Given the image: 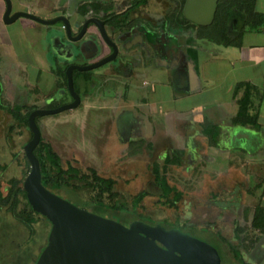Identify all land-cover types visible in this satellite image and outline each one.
<instances>
[{
  "label": "rangeland",
  "instance_id": "374dc122",
  "mask_svg": "<svg viewBox=\"0 0 264 264\" xmlns=\"http://www.w3.org/2000/svg\"><path fill=\"white\" fill-rule=\"evenodd\" d=\"M10 1L11 13L21 8L19 0ZM45 1V7L48 10H40L41 15L51 16L60 10L56 5L57 0ZM260 1L258 8L264 7V0ZM28 2H34V0ZM40 3L43 4L42 1ZM32 6L30 4L28 8L32 9ZM4 8L5 1L0 0V12ZM36 11L38 12V10ZM29 22L30 20L25 17H19L9 24H5L3 20L0 22V28H3L5 24L4 27L7 28L12 42L8 44L7 50V56L12 61L11 71L16 72L17 67L19 68L18 76L21 77V80H18V83L20 82L28 89V92L13 91V89L12 93L9 88L10 98L6 100L10 103L40 106L43 97L53 95L56 100L69 101V92L66 89L58 90L56 88L57 81L55 82L53 76L46 71L45 63L40 67L41 63L47 59V54L44 53V47L40 44L38 35L40 30L37 27H40V25L33 23L31 26H26L25 24ZM6 37L0 40L8 42L9 37ZM22 53H25L27 57L21 58L19 55ZM51 55L52 51H48V56ZM59 58L61 61L63 60V58ZM61 64L63 65V63ZM211 65L213 66V63ZM36 71H38L37 76H35ZM157 71L162 75L158 73V78L154 77L153 74L146 76L147 85L144 86V89L149 87L150 90H153L159 85L154 83V80L160 81L161 79L163 82L159 88L161 92L166 93V95L163 94L165 95L164 108H170V106L172 108L173 103L170 100L169 93L176 91L175 86L170 84L169 77L165 78L162 69ZM90 74L91 79L88 82L87 89H81L82 97L78 106L54 114L40 116L38 120L40 139L48 141L53 146L63 163L70 160L75 166L92 167L98 174L114 178L116 180L115 189L119 197L126 202L128 209L131 211L133 208L132 196L139 191H145L147 194L136 207L138 213L153 221H158L163 226L164 224L169 225L165 226L166 228L176 226L175 224L180 226L194 225L196 231L192 234L197 235L196 237L210 243L217 249L220 264H237L227 245L218 240L215 234L218 233L225 239H230L235 246H238V249L245 250L247 244L244 242V237L250 240L254 233L250 227L248 228V218L242 220L241 224L237 220V224L234 226L232 213L228 210H220L214 203V195H218V192H220L212 187L215 173L213 166L215 164L212 163L210 157H212L214 149L205 146L200 151V155L203 156L200 159L190 161L182 155L179 165L171 164L167 166L165 176L168 184L182 194L175 206H169L160 196V188L154 179L153 164L158 162L161 166L165 151L171 152L172 146L166 144L167 139L164 140V137H155V129L149 131L147 128L138 127L132 138H137L140 135L142 141L147 144L140 142L136 146L130 145L126 139L121 137L119 132L118 116L123 111H132V107H134L131 101L130 88L133 85L132 79L135 75L127 78L124 75L126 71L122 69L117 71L114 65L107 70L102 68L90 72ZM34 78L37 79L34 80ZM5 82L8 85L10 81L6 80ZM209 86H213L215 92L218 90V86L213 79L206 84V87ZM40 88L42 91H40ZM163 111L162 113H155L157 118L154 119H161ZM30 138L31 132L27 126L19 124L9 113L0 109V166H5L4 169H0V180L3 182V186H6L5 182L13 177L24 180L30 166L28 168L26 164L23 146ZM148 140L150 142H147ZM176 144L179 143H174V146ZM242 144L241 139L238 141L236 139L231 145L234 147ZM181 145L183 146V144ZM247 146L250 147V145ZM233 149L235 150V148ZM237 152L241 154L240 151ZM222 153L227 154L228 149H225ZM258 166L256 170L262 175L264 164ZM260 166H263V168L260 169ZM254 180L255 177H253ZM253 181L251 179L250 183H253ZM77 192L78 194H73V192L65 189L62 190L61 194L69 195L79 202L89 199V190H79ZM245 192L246 190L243 188L239 195L244 196V198L248 195L246 200L249 197L256 199L259 194V190L254 192L253 196ZM68 200L74 203L71 198H68ZM88 208L92 207L89 205ZM104 209L107 211H102L100 207L98 212H93L111 217L124 225L131 219L141 220L140 218H134L133 215H126L122 211ZM110 214L112 216H109ZM148 220L146 219V221ZM34 227L35 233L32 237H29L28 230L24 225L15 220L10 213L0 211V264L35 263L37 255L42 250L41 247L47 240L50 227L43 219H39ZM234 234L242 235L243 238L233 240Z\"/></svg>",
  "mask_w": 264,
  "mask_h": 264
},
{
  "label": "crops",
  "instance_id": "0c3cea01",
  "mask_svg": "<svg viewBox=\"0 0 264 264\" xmlns=\"http://www.w3.org/2000/svg\"><path fill=\"white\" fill-rule=\"evenodd\" d=\"M19 1L21 8L16 11H27L44 19L53 18L59 13L58 10L51 16L41 15L40 10H48L44 4L45 0H34L30 3L29 0ZM220 1L216 0L211 21L199 24L189 20L190 23L187 24L186 30H184L186 32L177 33L175 38L180 36L186 39L183 45L184 60L171 59L170 62L169 60L164 62V59H152L150 60L151 64L149 63L147 67L142 66L140 60L137 67L139 74L132 79L133 85L130 88L131 101L134 107H132V111H128L136 117L139 128L144 127L149 131L155 129V137L167 139L166 144L172 146V149L171 152L165 151L164 156L171 155L176 150L181 152L180 162L175 165L181 163L182 155L186 160L194 161L203 157L195 154L196 150L200 153L205 146L214 149L212 151L213 155L210 157L212 163L215 164L213 166L215 173L212 187L214 190L221 192L235 189V195L232 194L235 202L233 205L235 206L233 208L234 220L232 222L236 226L237 220L241 224L242 220L248 218L249 228L258 205L263 208L261 213L263 214L264 223V173L261 175L256 170L259 167L258 165L264 164V24L258 27L246 22L241 15L248 14L251 11L250 6L247 3L240 2L234 8H229V14L232 16L226 23L229 42L224 43L222 41L224 38L219 34L216 35L218 42L199 37L197 34L199 30L214 26L217 5ZM233 1L235 0H231V3ZM252 1L254 4L253 12L264 14V7L258 8V3L261 1ZM30 4L33 5L32 9L28 8ZM4 10L5 8L0 12V22L3 20ZM29 20L30 22L26 23V26H31L33 23L40 25V27H37L40 30L38 34L40 44L44 47L45 52H43L47 54V59L41 63L40 67L45 63L46 71L53 76L56 82L57 78L53 70L55 69V60L57 61L59 54L52 47V36H55L56 33V29L53 28L54 24ZM5 24L3 28H0V39H5L6 36L9 39L8 42L0 40V84L3 97L7 99L10 98L9 88L11 91L14 89L13 91L19 92H28V89L25 88V85L18 83V80H21V77L18 76L19 68L17 67L16 72L11 71L12 61L7 56V50L8 44L12 42L7 28L4 27ZM215 32L216 29L213 27V33L216 34ZM173 35L175 34L173 33ZM48 51H52L51 56H48ZM19 56L21 58L27 57L25 53ZM40 60L42 59L40 58ZM211 63H213V66ZM56 66H62L61 61H58ZM158 69H162L165 78L169 77L170 84L175 86L176 91L169 93L170 100L173 103L172 108L171 106L170 108H164L163 101L166 93L161 92L159 88L163 82L161 79L160 81L154 80V83L159 85L153 90H150L149 87L144 89V86L147 85L146 76L153 74L154 77L158 78ZM37 74L38 71H36L35 76ZM36 79L34 78V80ZM212 79L218 86L216 92L213 86L206 87V84ZM6 80L10 81L8 85L5 82ZM56 88H58L57 85ZM59 89L62 90V88ZM40 91H42L41 88ZM240 108H243L244 111L241 115H238ZM162 111V118L154 119L157 118L155 113H162ZM135 139L139 142L142 141L140 135ZM236 139L237 141L241 139L243 144L233 147L231 144ZM174 143L179 144L174 146ZM247 145H250V147ZM225 149H228L227 154L222 153ZM237 151H240L242 155L238 154ZM238 165L243 166L239 167ZM262 168L263 166H260V169ZM253 177H255L254 181ZM251 179L253 183H250ZM243 188L246 190L245 193H250L251 196L257 190H259V194L256 199L249 197L246 200L248 195L245 198L239 195ZM255 231L262 230L257 228ZM259 233L261 235L254 244L248 245L245 241L247 244L246 247L244 245L245 250L238 249L241 250L239 252L244 264H264V232ZM242 238V235H233V240H241ZM229 242L232 243L230 239ZM232 245L235 246L233 243ZM243 263L237 261V264Z\"/></svg>",
  "mask_w": 264,
  "mask_h": 264
},
{
  "label": "water",
  "instance_id": "95a60500",
  "mask_svg": "<svg viewBox=\"0 0 264 264\" xmlns=\"http://www.w3.org/2000/svg\"><path fill=\"white\" fill-rule=\"evenodd\" d=\"M5 1L3 21L19 17L44 24L61 21L69 33L65 16L44 19L27 11L11 13V1ZM216 0H186L185 14L199 24L211 21ZM94 22V21H93ZM102 29V27H101ZM104 37L105 33L101 30ZM116 53L85 66L66 68L67 89L72 101L55 108H35L27 116L31 138L24 144V155L30 169L23 180V189L32 209L50 222L47 242L34 264H220L217 249L210 243L183 232L133 220L128 225L82 208L45 187L41 181L39 161L33 150L40 141L36 117L71 109L80 103L75 91L72 71L88 70L110 61Z\"/></svg>",
  "mask_w": 264,
  "mask_h": 264
},
{
  "label": "flooded vegetation",
  "instance_id": "af4514ba",
  "mask_svg": "<svg viewBox=\"0 0 264 264\" xmlns=\"http://www.w3.org/2000/svg\"><path fill=\"white\" fill-rule=\"evenodd\" d=\"M185 4L186 0H57L56 5L60 10L53 18L65 16L69 20L70 32H67L61 21L54 23L56 33L52 36V47L58 52V56L63 58L61 61L57 57L54 66L56 68L58 61H61L65 68L69 65L94 64L111 55L113 47L116 49L113 59L87 71L94 72L100 68L107 70L114 65L117 71L121 69L126 71L124 75L129 78L133 75L138 76L137 67L140 60L142 66L146 67L152 59H164V62L168 60L170 62L171 59L184 60L183 45L186 39L175 37L177 33L186 30L187 24L190 23L185 14ZM101 27L106 37L103 36ZM69 97V101L63 102L49 95L43 97L40 106L36 108H55L71 102L72 98ZM117 124L121 137L130 145L136 146L140 143L132 138L138 130L136 117L132 113L121 112ZM195 154L200 155L198 150ZM234 190L233 188L228 192L220 191L213 197L215 205L220 210H228L232 216L235 207L232 198V194L235 195ZM131 221L133 219L125 225ZM169 228L180 229L176 226ZM182 231L191 235L195 232L187 227Z\"/></svg>",
  "mask_w": 264,
  "mask_h": 264
},
{
  "label": "trees",
  "instance_id": "16d2710c",
  "mask_svg": "<svg viewBox=\"0 0 264 264\" xmlns=\"http://www.w3.org/2000/svg\"><path fill=\"white\" fill-rule=\"evenodd\" d=\"M240 2L247 3V5L250 6L249 9L251 11H249L248 14L245 13L241 15V17H243L246 22L252 23V26L258 27L264 24V14L261 12H253L254 4L252 0H248L247 2L245 0H235L232 2L233 4L231 3V0H221L217 5V11L214 20L215 23L213 26L216 29V34L213 33V27H210L204 30H199L197 32L198 36L201 38H207L210 41L218 42L216 35L219 34L222 38H224L222 40L224 41V43L229 42V33L228 31H226V23H228V21L232 18V16L229 14V8H234V6H237ZM251 17H253V19H251ZM239 34L241 33L239 32ZM53 73L57 78V87L66 89L68 91L66 68L64 66H56V68L53 70ZM90 77L91 74L87 70L76 69L72 72L74 89L78 94L81 91V86L83 87L82 89H87L88 82L91 79ZM37 106L38 105L36 104L27 105L10 103L3 97L2 86L0 84V109L9 113L12 118L19 124L27 126V116L30 111L36 108ZM243 111L244 109L240 108L238 115H241ZM39 118L40 117H36V123L38 126ZM33 152L39 161L41 181L43 185L48 189L52 190L53 192L57 193L58 195L66 198L67 200L68 198H71L74 203L76 202V205L88 209L92 212H98L101 207L102 211L105 210L104 208L110 211H122L126 215H133L134 218H140L141 221L148 222L151 224L158 223L157 221H153L147 216L142 215L136 211V207L138 206L139 202L147 194L145 191H139L138 193L132 196L131 201L133 208L131 211L128 209L126 202L123 199L121 200V198L119 197V194L115 189L116 180L114 178L102 176L98 174L97 171L92 167L83 168L75 166L70 160H67L63 163L60 159V156L54 150L53 146L44 139H40ZM180 155L181 152H178V150H176L172 152L171 155L167 154L163 157L161 166L158 162H154L153 164L154 179L156 184L160 188V196L164 199V202L169 206H175L176 203L180 200L182 194L180 191L168 184L165 172L169 164H178L180 162ZM26 164L29 168V163L27 159ZM4 168V165L0 166V169ZM5 183L6 186H3V182L0 180V211L10 213L15 220L24 225V227L28 230L29 237H32V235L35 233L34 224L39 219H43L45 223H47L50 227V222L48 221V219L40 213L34 211L29 202L27 201L26 194L23 189L22 179H17L16 177H13L7 180ZM65 189L69 190L70 192H73V194H78L77 191L79 190H89V199L83 202L75 201L74 198L70 197L69 195L61 194L62 190ZM89 205L92 208L89 209ZM261 209L263 208L258 205L256 213L254 214V218L250 225L251 230H254L252 238L249 240V238L246 237L244 240V242L246 241L249 245L254 244L258 240L261 235L259 232H264V223L262 218L263 214L261 213ZM146 219L149 220L146 221ZM175 225L181 230L186 229L187 227L189 228V230L191 229V231H196L194 225ZM257 228L262 231H255V229ZM215 236L218 237V240L223 241L227 245L230 253L236 261L243 263V259L240 256V252L237 248L238 246L232 245L229 240L225 239L218 233H216ZM46 242L47 240L45 241L41 249L44 248Z\"/></svg>",
  "mask_w": 264,
  "mask_h": 264
}]
</instances>
